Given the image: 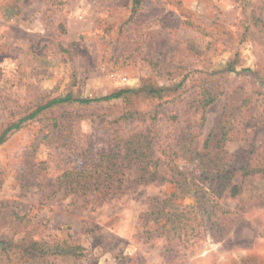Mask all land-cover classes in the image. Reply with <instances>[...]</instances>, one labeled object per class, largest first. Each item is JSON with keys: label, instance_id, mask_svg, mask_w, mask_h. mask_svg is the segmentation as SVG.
Listing matches in <instances>:
<instances>
[{"label": "rangeland", "instance_id": "rangeland-1", "mask_svg": "<svg viewBox=\"0 0 264 264\" xmlns=\"http://www.w3.org/2000/svg\"><path fill=\"white\" fill-rule=\"evenodd\" d=\"M180 81L161 99L133 98L141 112L159 103L155 119H120L123 99L61 104L8 135L0 144V264L29 258L14 215L25 213L41 225L34 236L66 227L83 252L68 264H264L262 175H238L239 195L222 194V229H211L191 195L173 197L163 212L151 202L177 191L169 154L188 129L199 149L210 132L230 150L264 145V0H144L138 8L132 0H0V124L67 93L101 97ZM207 88L217 98L197 110ZM134 132L150 134L166 179L138 181L137 164L119 158L123 185L101 188L116 195L100 204L61 186L63 172ZM174 214L191 225L182 237L176 226L168 241L160 226Z\"/></svg>", "mask_w": 264, "mask_h": 264}, {"label": "trees", "instance_id": "trees-1", "mask_svg": "<svg viewBox=\"0 0 264 264\" xmlns=\"http://www.w3.org/2000/svg\"><path fill=\"white\" fill-rule=\"evenodd\" d=\"M143 1L132 0L133 7L138 8ZM181 84L180 81L167 87L126 88L101 97H77L72 93H67L64 96L51 98L46 102L36 104L20 118L0 124V144L6 141L11 132L21 128L24 122L36 118L45 110L57 108L61 104L89 105L94 102L123 99L125 106L120 119L134 117L136 114L141 117L148 115L151 119H155L159 103L155 104L156 109L150 108L141 112L138 108H134L133 98L143 92L145 96L151 98L150 101L161 99L167 91H179ZM216 98V92L205 89L197 100L196 109L207 108ZM205 120L206 117L202 116V122ZM227 121L229 120L225 119L221 122L222 131H228ZM224 134L225 132L223 136ZM211 138L212 133L210 132L205 138L203 148L199 149L194 146L195 137L189 129L179 137L177 149L169 154L168 164L169 181L176 184L177 191L163 201L153 198L151 202L159 208V212H163L165 204L171 202L173 197L191 195L195 198L197 208L206 215L211 229L214 227L222 229L223 225L219 223V219L229 210L221 205L220 198L225 192L230 193L231 196L239 195L241 184L233 182L238 175L242 178L258 174L264 177V145L246 142L241 146L242 148L230 150L226 146H221L220 143H212ZM113 141L116 145L109 148L104 147L97 153H90L86 156L87 160L81 167L63 172L58 177L61 186H65L66 190L77 188L79 190L73 192L76 197H82L85 202L100 204L116 195L115 192H105L101 188L111 189L112 186L122 187L123 185L121 172L117 166L119 158L128 164H137L138 181L151 182L166 179L158 169L159 159L154 158L151 149L152 138L149 133L134 132L125 138L116 135ZM120 151H123V155ZM92 188L94 189L90 191ZM14 215L19 223L24 222L21 226L27 241L24 251L29 256L25 264H68L67 261L70 258H77L83 254L81 245L72 240L66 227H58L60 232L54 234H44V231L39 230L34 236L38 229L37 226L41 225L32 223L33 217L29 213ZM189 221L191 219L187 215L174 214L169 228L165 224L160 226L163 229L160 235L171 241L176 226L181 233L180 237L187 235L186 227L191 225ZM58 259L59 263L56 261Z\"/></svg>", "mask_w": 264, "mask_h": 264}]
</instances>
